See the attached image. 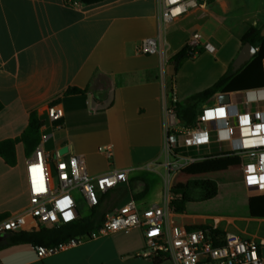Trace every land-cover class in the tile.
<instances>
[{"label":"crops","instance_id":"crops-1","mask_svg":"<svg viewBox=\"0 0 264 264\" xmlns=\"http://www.w3.org/2000/svg\"><path fill=\"white\" fill-rule=\"evenodd\" d=\"M158 18L159 0H105L93 5L75 0H0V141L17 140L31 113L42 122L46 106L60 105L61 120L39 129L38 145L49 157L82 155L91 176L136 169L126 184L101 195L99 204L106 213L129 200L140 209L162 204L164 169L145 167L163 159V101L169 97L168 87L177 102L211 87L236 58L247 30L263 29L264 0H207L205 8L189 11L163 28ZM194 33L201 37L197 47L201 52L175 74L168 60ZM146 38L158 39L164 58L137 53ZM205 43L214 51H206ZM70 88L83 93L67 94ZM220 93L203 104L215 101ZM172 143L177 145L176 137ZM101 147L111 148V159L98 150ZM31 153L17 141L13 166L0 157V215L28 204L25 163ZM144 172L158 174L161 183L149 180ZM217 185L214 198L186 203L173 221L253 240L264 264V219L249 216L247 201L224 212L212 206L233 184ZM236 185L251 198L240 180ZM145 186V196L135 200ZM4 235L7 239L8 233ZM5 241L0 243L1 264H91L78 247L38 258L35 247H5ZM124 243L127 256L141 257V231Z\"/></svg>","mask_w":264,"mask_h":264},{"label":"built area","instance_id":"built-area-1","mask_svg":"<svg viewBox=\"0 0 264 264\" xmlns=\"http://www.w3.org/2000/svg\"><path fill=\"white\" fill-rule=\"evenodd\" d=\"M207 0H159V26L164 27L189 11L205 8ZM200 35L190 36L188 44L200 45ZM203 48L213 52L211 43ZM143 55L164 53L157 38H146L136 48ZM241 96L236 99V96ZM174 93L165 96L163 115L165 139L162 161L155 160L145 169L163 168V202L140 209L133 200L106 213L102 222L88 234L64 243L36 246L38 258H45L74 249L91 240H100L123 230H139L144 241L141 257L154 262L166 259L173 264H263L259 244L253 240L226 234L223 244L215 246L212 239L197 227H186L173 221L176 213L171 203L176 199L173 180L198 162L232 161L240 170V182L250 197L264 196V86L230 94L228 103L203 104L191 127H184L176 118ZM63 117L58 104L45 107V123H57ZM177 138L173 146L172 138ZM215 145V151L212 149ZM111 159L110 147L98 149ZM136 169H113L98 176L86 170L82 155L49 157L38 145L25 163L28 204L0 220V235L51 229L75 221L80 216L73 192L79 193L91 209L100 203L101 195L126 184ZM1 264V263H0Z\"/></svg>","mask_w":264,"mask_h":264},{"label":"trees","instance_id":"trees-1","mask_svg":"<svg viewBox=\"0 0 264 264\" xmlns=\"http://www.w3.org/2000/svg\"><path fill=\"white\" fill-rule=\"evenodd\" d=\"M103 1L105 0H75L77 4L82 5H93ZM261 31L262 29L250 27L240 39L241 46L245 43H249L256 49V52L250 61L245 63L237 71L233 70V62L230 63L225 74H223L211 87L187 97L182 102L175 103V116L184 127L188 128L193 125L201 105L211 99L218 92L228 93L233 91H244L264 86V36L261 35ZM200 52V49L192 47L188 43L184 44L168 60L169 63L173 65L175 74L178 72L183 62L193 59ZM66 93L81 94L83 93V90L70 88ZM167 93L169 97L172 95L173 90L171 86L168 87ZM39 128L40 121L35 113H31L28 118L27 127L17 140L0 141V157L7 165L13 166L15 164V144L17 141H20L24 145L27 154H30L36 148L40 142ZM218 161L221 162L223 160ZM232 166H234V164ZM217 191L218 185L213 179L200 178L188 180L185 183L184 188L173 189L176 199L171 203V207L176 213H182L185 209V204L193 200V193L198 195L196 200L207 201L214 198L217 195ZM146 192L147 188L145 186L141 193L134 196V199L138 200L142 198L145 196ZM248 213L251 218L264 219V203L258 205L249 203ZM105 214L106 212L102 210L100 204H98L91 209L89 216L79 217L75 221L59 227L39 229L31 232L8 233L3 246L30 245L33 247H50L58 245L71 238L88 234L102 222ZM4 217L5 215H0V220ZM197 228L201 229L207 238L212 239L215 246L223 244L224 234L219 230L206 226H200ZM164 261H166V259H156L153 264H161Z\"/></svg>","mask_w":264,"mask_h":264},{"label":"rangeland","instance_id":"rangeland-1","mask_svg":"<svg viewBox=\"0 0 264 264\" xmlns=\"http://www.w3.org/2000/svg\"><path fill=\"white\" fill-rule=\"evenodd\" d=\"M241 96H236V99H240ZM214 101H210V104ZM232 161H218L209 160L206 162H198L193 166L187 168L181 172L173 181L174 189H182L188 180L209 178L213 179L217 184H223V181L232 183L231 191L225 195H221L216 202H212L219 206L224 212L225 208H236L241 204L253 203L254 205L263 204V198L251 197L247 198L245 192L236 183L240 180V170L237 166H232ZM159 171L161 169H158ZM162 171V170H161ZM149 180H155L161 183V179L158 174L152 172H144ZM148 173V174H147ZM76 198L77 210L80 217L89 216L91 209L87 206L85 201L77 192H73ZM193 200L191 202H196L198 195L196 193L192 194ZM217 212V211H216ZM219 212V211H218ZM138 230H123L109 237L100 240L86 241L81 246L78 247V251L83 260H86L91 264H149L146 260L135 255H126V244L125 239H131L135 237ZM142 250L139 251L140 255ZM162 264H173L171 261H165Z\"/></svg>","mask_w":264,"mask_h":264},{"label":"water","instance_id":"water-1","mask_svg":"<svg viewBox=\"0 0 264 264\" xmlns=\"http://www.w3.org/2000/svg\"><path fill=\"white\" fill-rule=\"evenodd\" d=\"M261 35L264 36V28L261 31ZM256 49L249 43H245L241 46L239 53L237 54L236 58L232 63V67L234 71H237L241 68L245 63L251 60L254 56ZM216 99L219 104L228 103L230 101V94L229 93H220L216 96ZM65 149L62 150V152ZM6 240V235H0V243Z\"/></svg>","mask_w":264,"mask_h":264},{"label":"flooded vegetation","instance_id":"flooded-vegetation-1","mask_svg":"<svg viewBox=\"0 0 264 264\" xmlns=\"http://www.w3.org/2000/svg\"><path fill=\"white\" fill-rule=\"evenodd\" d=\"M1 235H4V234H1Z\"/></svg>","mask_w":264,"mask_h":264}]
</instances>
